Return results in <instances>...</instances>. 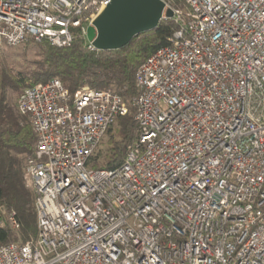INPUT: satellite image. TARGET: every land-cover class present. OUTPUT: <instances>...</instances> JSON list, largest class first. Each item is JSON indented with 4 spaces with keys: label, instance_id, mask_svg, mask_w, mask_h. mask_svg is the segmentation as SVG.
<instances>
[{
    "label": "built area",
    "instance_id": "1",
    "mask_svg": "<svg viewBox=\"0 0 264 264\" xmlns=\"http://www.w3.org/2000/svg\"><path fill=\"white\" fill-rule=\"evenodd\" d=\"M111 1L0 0V50L80 31L99 51L88 28ZM163 1L178 29L135 97L59 78L19 95L38 234L0 246V264H264V0ZM131 106L138 140L120 166L93 167ZM5 223L20 230L15 212Z\"/></svg>",
    "mask_w": 264,
    "mask_h": 264
},
{
    "label": "trees",
    "instance_id": "2",
    "mask_svg": "<svg viewBox=\"0 0 264 264\" xmlns=\"http://www.w3.org/2000/svg\"><path fill=\"white\" fill-rule=\"evenodd\" d=\"M165 1L180 8L185 4L183 0ZM177 29L174 19L164 18L155 30L139 34L126 47L113 51L89 50L80 31L65 47L29 40L25 44L39 47L42 56L20 70L11 68L0 55V246L25 243L38 234L35 193L26 179V163L37 140L29 118L10 103V93L19 96L26 87L59 78L72 93L83 88L113 89L124 98H133L138 94L139 67L167 45ZM108 134L109 149L104 162L94 157L95 168H114L124 162L139 137L134 107L118 118ZM12 212L20 223L18 231L5 223Z\"/></svg>",
    "mask_w": 264,
    "mask_h": 264
},
{
    "label": "water",
    "instance_id": "3",
    "mask_svg": "<svg viewBox=\"0 0 264 264\" xmlns=\"http://www.w3.org/2000/svg\"><path fill=\"white\" fill-rule=\"evenodd\" d=\"M173 18L163 0H112L88 28L87 37L99 51L126 47L139 34Z\"/></svg>",
    "mask_w": 264,
    "mask_h": 264
},
{
    "label": "rangeland",
    "instance_id": "4",
    "mask_svg": "<svg viewBox=\"0 0 264 264\" xmlns=\"http://www.w3.org/2000/svg\"><path fill=\"white\" fill-rule=\"evenodd\" d=\"M181 9H185V4ZM0 55L3 56L4 61L11 68L16 70L23 69L36 59H39L42 56V52L39 47L34 46L33 44H22L17 47H4L0 50ZM18 97L17 95L10 93V103L18 110ZM115 126V125H114ZM113 126V127H114ZM109 139L110 135L107 134L104 141L100 145L99 149L95 154V158L100 162H104V156L106 155L109 149ZM7 225V223H6ZM11 228V227H10Z\"/></svg>",
    "mask_w": 264,
    "mask_h": 264
}]
</instances>
